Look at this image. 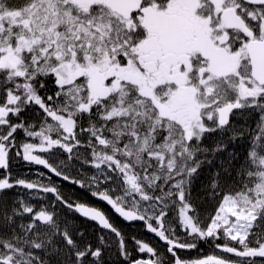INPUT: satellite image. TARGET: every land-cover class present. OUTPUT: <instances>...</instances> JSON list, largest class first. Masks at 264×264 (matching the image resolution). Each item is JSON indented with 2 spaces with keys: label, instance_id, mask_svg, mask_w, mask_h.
Wrapping results in <instances>:
<instances>
[{
  "label": "snow or ice",
  "instance_id": "1",
  "mask_svg": "<svg viewBox=\"0 0 264 264\" xmlns=\"http://www.w3.org/2000/svg\"><path fill=\"white\" fill-rule=\"evenodd\" d=\"M18 162L165 250L131 237L148 254L133 258L104 210ZM57 205L95 222L98 243ZM111 236L126 264H264V0H0V264H106ZM201 243L212 254H180Z\"/></svg>",
  "mask_w": 264,
  "mask_h": 264
},
{
  "label": "trees",
  "instance_id": "2",
  "mask_svg": "<svg viewBox=\"0 0 264 264\" xmlns=\"http://www.w3.org/2000/svg\"><path fill=\"white\" fill-rule=\"evenodd\" d=\"M26 119H29L30 117L28 115L25 116ZM255 118H253L250 123L254 124ZM237 123H243V121H237ZM21 137H23V134H20ZM235 149L237 152H240L243 150V144L240 142H237L235 145L229 144L228 148L226 151L219 153L217 155V158L213 160L212 165H204L199 179L196 181V186L195 190L199 189L202 184H207L211 179L213 173L219 168V164L221 161H225L231 151ZM63 157H61L62 159ZM209 159H212L209 157ZM53 163H58V161H50ZM28 168H34L27 162H18L13 164L11 170L14 175L16 176H23L28 179H37L36 175L28 174L29 172ZM36 168V167H35ZM38 169V168H37ZM86 169V166H85ZM48 174V173H47ZM72 175H76L75 172L72 173ZM82 178V177H80ZM44 183H48V179H42ZM56 180L59 183H61V186L59 187L61 193L64 195L65 199H68L70 201L72 200H78V201H87L91 205L98 206L102 210L105 211V213L109 216L111 221L114 223V225L124 233L126 237V244L128 248L132 251L133 258L137 257H146L148 254L146 253H138L132 243L131 237H135L138 240H141L143 242L147 243V240H151L152 243L150 244L152 247L156 248L158 251H164L166 248V245L164 242L160 241L159 238H157L153 233L149 232L146 228H144L143 231L140 230L138 226H136L137 222H127L125 221L122 217H120L118 214L114 212V210L111 208L110 205H108L106 202L93 197L91 194H87L84 191V188H81L78 184H68L65 182H61L53 177H51V181ZM20 195H26L25 191H20ZM11 197H15L17 195V191L14 190L9 193ZM48 202H51L53 200V197L51 194H48L47 197ZM32 203H36L37 205L39 204V201L37 200H32ZM214 203V202H213ZM213 203L208 204L207 208L208 211L213 210ZM56 211L61 213L62 215H67L69 222L70 223H75V225L82 230L85 233V237L95 246L98 241L96 239L97 234L100 232V229L97 227V225L89 221L87 219L82 218L79 216V214H73L69 212L63 205H57L56 206ZM127 224V225H126ZM134 227V229H131V227ZM139 226H142V222H139ZM179 234V230H178ZM115 237L111 236V241L113 243V247L110 251V254L106 257V264H114V262H117V264H126V262L123 261L122 257H117L116 249H115ZM199 251L194 249L191 251H185L183 253H180L183 258H192L196 256H203L207 254H212V249L205 245L204 243H201L199 246ZM215 254H222V253H215ZM225 255V254H222Z\"/></svg>",
  "mask_w": 264,
  "mask_h": 264
},
{
  "label": "rangeland",
  "instance_id": "3",
  "mask_svg": "<svg viewBox=\"0 0 264 264\" xmlns=\"http://www.w3.org/2000/svg\"><path fill=\"white\" fill-rule=\"evenodd\" d=\"M28 169H29V170H28L29 172H27V173H28V174H32V175H36V178H37V173H38V172L46 173V172H44L43 170L37 169V168H35V167H34V168H28ZM85 171L88 172L89 174H91L92 171H93V169H91L89 166H86ZM46 176L51 177V176H50L49 174H47V173H46ZM40 179H46V178L41 177ZM82 179H87V178H86V177H82ZM51 183L54 184V185H56V186H58V187L61 186V183H59V182L56 181V180H52ZM84 191H85V193L90 194V192L88 191V189L84 188ZM126 225H127V224H126ZM136 226H138V227L140 228L141 231H143L144 228H145L143 222H142V226H141V227L139 226V222L136 223ZM131 229H134V230H135V228H134L133 226L131 227ZM147 243L151 244L152 241H151V240H149V241L147 240Z\"/></svg>",
  "mask_w": 264,
  "mask_h": 264
},
{
  "label": "water",
  "instance_id": "4",
  "mask_svg": "<svg viewBox=\"0 0 264 264\" xmlns=\"http://www.w3.org/2000/svg\"><path fill=\"white\" fill-rule=\"evenodd\" d=\"M33 165H34V164H33ZM35 166H37V167L43 169V170L46 171L49 175H51L52 177H54V178L60 180L61 182H65V183H68V184H72V183H70L69 181H63L62 178H60V177H56L55 174L51 173L50 170L44 168V166H38V165H35ZM79 216H80V215H79ZM82 218H83V217H82ZM84 219H86V218H84ZM92 222H93V221H92ZM94 223H95V222H94ZM95 224H96V223H95Z\"/></svg>",
  "mask_w": 264,
  "mask_h": 264
},
{
  "label": "flooded vegetation",
  "instance_id": "5",
  "mask_svg": "<svg viewBox=\"0 0 264 264\" xmlns=\"http://www.w3.org/2000/svg\"><path fill=\"white\" fill-rule=\"evenodd\" d=\"M28 163V162H27ZM29 164V163H28ZM32 167H36V168H38V169H40V170H43V169H41V168H39V167H37V166H35V165H33V164H30ZM44 171V170H43ZM44 172H46V171H44ZM47 173V172H46ZM51 176V175H50ZM52 177V176H51ZM54 178V177H53ZM56 179V178H55ZM58 180V179H57ZM60 181V180H59ZM226 255V254H225Z\"/></svg>",
  "mask_w": 264,
  "mask_h": 264
}]
</instances>
